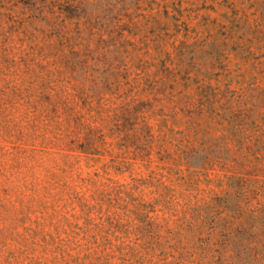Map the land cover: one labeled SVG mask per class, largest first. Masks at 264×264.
<instances>
[{"label":"rangeland","instance_id":"obj_1","mask_svg":"<svg viewBox=\"0 0 264 264\" xmlns=\"http://www.w3.org/2000/svg\"><path fill=\"white\" fill-rule=\"evenodd\" d=\"M0 264H264V0H0Z\"/></svg>","mask_w":264,"mask_h":264},{"label":"trees","instance_id":"obj_2","mask_svg":"<svg viewBox=\"0 0 264 264\" xmlns=\"http://www.w3.org/2000/svg\"><path fill=\"white\" fill-rule=\"evenodd\" d=\"M35 1H37V0H28V2H35ZM40 2H43V0H40Z\"/></svg>","mask_w":264,"mask_h":264}]
</instances>
